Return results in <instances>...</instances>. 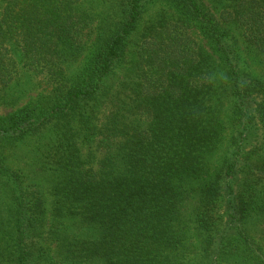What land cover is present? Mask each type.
<instances>
[{
    "label": "trees",
    "instance_id": "trees-1",
    "mask_svg": "<svg viewBox=\"0 0 264 264\" xmlns=\"http://www.w3.org/2000/svg\"><path fill=\"white\" fill-rule=\"evenodd\" d=\"M241 48L264 64V0H0V101L19 65L51 87L0 116V264H264Z\"/></svg>",
    "mask_w": 264,
    "mask_h": 264
},
{
    "label": "rangeland",
    "instance_id": "rangeland-1",
    "mask_svg": "<svg viewBox=\"0 0 264 264\" xmlns=\"http://www.w3.org/2000/svg\"><path fill=\"white\" fill-rule=\"evenodd\" d=\"M151 12H149L150 14ZM241 62L244 68L257 76L264 77V64L260 63V56L255 55L254 53H248L241 48ZM264 58L263 56H261ZM78 65V63H76ZM44 77L42 75H37L28 71L27 68L21 67L19 65L17 74L15 75L14 81L11 83L13 86L10 90L9 95L4 96L6 102L14 101L13 104H6L0 101V116L7 115L12 113L16 109L24 106L30 101L35 100L41 93L46 94L50 86L47 85ZM116 82V80H115ZM105 109L102 114H100L99 124L102 122L105 117ZM49 129L46 128L45 133L47 135H32L26 137L25 140L18 142L16 149L6 152V155L9 157V162L13 165L21 168L23 172H32L36 170V157L33 153V148L36 145V140L41 139L44 141L51 134ZM50 134V135H49ZM47 141V140H46ZM46 141L42 142L45 143ZM32 151V154H31ZM39 179L41 177L39 175ZM264 246V241H262Z\"/></svg>",
    "mask_w": 264,
    "mask_h": 264
}]
</instances>
